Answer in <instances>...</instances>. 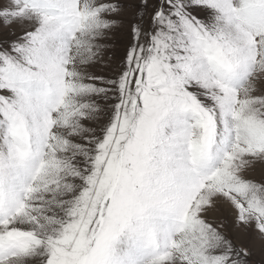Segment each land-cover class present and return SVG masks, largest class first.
<instances>
[{"label":"snow or ice","instance_id":"obj_1","mask_svg":"<svg viewBox=\"0 0 264 264\" xmlns=\"http://www.w3.org/2000/svg\"><path fill=\"white\" fill-rule=\"evenodd\" d=\"M0 264H264V0H0Z\"/></svg>","mask_w":264,"mask_h":264},{"label":"rangeland","instance_id":"obj_2","mask_svg":"<svg viewBox=\"0 0 264 264\" xmlns=\"http://www.w3.org/2000/svg\"><path fill=\"white\" fill-rule=\"evenodd\" d=\"M121 43L119 44V46L114 49L115 54H116V59L113 60L111 65H96L94 68H92L91 70L93 72H95L98 75H110L111 74V68L115 67L118 63H119V57H121L123 55V52L125 50V47L128 43V39L126 35H120L117 37ZM254 259L259 260V256L254 257Z\"/></svg>","mask_w":264,"mask_h":264}]
</instances>
